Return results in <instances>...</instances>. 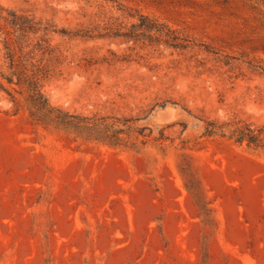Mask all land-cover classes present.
<instances>
[{"label": "rangeland", "instance_id": "374dc122", "mask_svg": "<svg viewBox=\"0 0 264 264\" xmlns=\"http://www.w3.org/2000/svg\"><path fill=\"white\" fill-rule=\"evenodd\" d=\"M0 5L49 28V104L136 142L36 123L0 37V264H264V147L230 137L264 127V0ZM143 23L169 36H99Z\"/></svg>", "mask_w": 264, "mask_h": 264}, {"label": "trees", "instance_id": "16d2710c", "mask_svg": "<svg viewBox=\"0 0 264 264\" xmlns=\"http://www.w3.org/2000/svg\"><path fill=\"white\" fill-rule=\"evenodd\" d=\"M47 27L42 26L41 21L36 20L30 14L4 8L0 5V37L7 49L10 69L8 75H1L8 84L20 87L21 91L19 93H22V91L26 92L24 100L31 119L45 127L54 125L55 127L69 129L76 134V137L84 140L101 141L111 146H135L136 142L121 137L130 128L127 124L128 119L107 116L97 117L96 115L82 116L62 111L49 104L42 91L41 82L49 75L50 69L47 65L42 64V60L46 53L52 56L55 50L49 47V40L44 38V36L36 37V34L41 31L43 35H46L49 32ZM141 28L144 32H147V37L149 38H153L157 34V41H159L162 36L163 30L157 29L153 24L144 23L132 24L128 32L122 31V26L113 27L110 24L109 27L104 28L106 33L99 36L137 40L139 35L136 31ZM153 30L154 33L152 32ZM168 33L162 34L169 36ZM75 34L77 35L78 33ZM163 42L178 49H185L189 46L187 43L189 42L188 39H179L177 37H171V39L168 37ZM30 46L31 48L25 51V48ZM36 51L41 52V57L38 59ZM0 86L2 87L1 83ZM124 126H127V128H124ZM216 128L211 125L207 129L208 134H212ZM230 137H234L240 143L245 141L248 145L264 147V127L256 129L249 124L236 126L230 130Z\"/></svg>", "mask_w": 264, "mask_h": 264}]
</instances>
